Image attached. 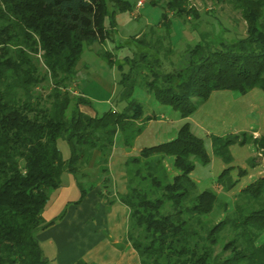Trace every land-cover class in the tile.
I'll return each mask as SVG.
<instances>
[{
	"label": "trees",
	"instance_id": "1",
	"mask_svg": "<svg viewBox=\"0 0 264 264\" xmlns=\"http://www.w3.org/2000/svg\"><path fill=\"white\" fill-rule=\"evenodd\" d=\"M160 1L150 4L162 8L161 20L138 41L151 48L152 57L160 52H153V45L173 39L175 22L169 12L185 23L199 18L188 0ZM224 1L241 12L246 36L216 44L198 33L199 40L185 48L187 65L174 70L168 69L166 57L152 59L136 47L134 56L124 59L129 72L119 82L116 102H124L123 109L98 116L85 113L81 107L91 101L73 95L69 87L78 79L85 46L106 44L117 16L134 12L137 4L0 0V264H53L38 235L67 213L68 207L50 222L43 216L66 174L75 177L80 191L71 205L81 204L100 186L99 197L108 206L119 201L128 208L126 242L139 264H264V173L241 186L251 174L230 165V146L247 144L246 133L240 141L239 135L212 137L215 155L230 165L215 190H200L192 177L195 160L207 166L211 159L188 122L175 137L129 157L121 182L110 168L119 140L132 148L146 124L157 119L155 114L145 117V106L134 98L136 89L182 118L193 115L215 91H264V0ZM161 31L166 37L159 41ZM147 37L159 39L149 43ZM113 51L102 54L110 66ZM59 139L69 145L68 159L58 149ZM251 140L264 159V133ZM223 193L233 197L225 200ZM217 210L224 215L215 221Z\"/></svg>",
	"mask_w": 264,
	"mask_h": 264
},
{
	"label": "rangeland",
	"instance_id": "2",
	"mask_svg": "<svg viewBox=\"0 0 264 264\" xmlns=\"http://www.w3.org/2000/svg\"><path fill=\"white\" fill-rule=\"evenodd\" d=\"M130 1L137 5L142 2V5L139 8L136 6V10L132 13L122 14L123 20L110 31L109 40L106 44L95 43L85 46L77 66L78 79L69 87L73 95H83L91 101V106L81 107L87 114L101 116L112 108L123 109L124 102H116L120 89L119 82L122 73L129 72V66L124 63V59L127 57L132 58L137 51L136 47L148 51L152 59L156 58L157 55L160 58L166 57L168 69L174 70L187 65L189 55L186 53L185 48L188 44H193L199 40L198 33L202 32L207 35V38L216 44L232 42L247 34V23L241 12L235 10L232 5L224 0H188V6L198 11L199 18L190 17L188 18L190 22L185 23L182 19H175L173 14L169 12L171 19L175 22L173 39L170 42L167 38H163L164 41L163 43L160 42L159 47L153 45V52H160H155L152 54L154 57H152L150 54L151 48L140 46L138 41L145 38L147 27L158 24L164 11L161 7L150 4V0ZM166 1L161 0L160 3ZM193 24L197 26L195 29L192 27ZM158 35L159 41L162 40L163 36L166 37V33L163 31L159 32ZM147 39L149 43L158 40L153 37H147ZM164 42L166 45H164ZM117 45L120 47L119 50L115 51V48H118ZM112 50L115 54L113 56V66H110L102 54ZM167 50H171L169 55H165ZM121 64H123L122 68L119 67ZM134 98L145 106V117L155 114L157 119L146 124L143 133L136 138L132 148H125L121 142L123 138L119 140L110 162V168L112 171L114 170L116 180L120 178L119 182H121L122 176L121 168L129 157L137 156L143 147L153 146L175 137L181 126L187 122L190 123L195 135L205 141L206 150L211 159L207 166L202 165L198 159L195 160L196 169L192 173V177L198 182L200 190H215L219 175L223 169L230 165L248 169L251 174L245 182L241 183V186L264 173L262 152L256 149L251 140L252 137H259L264 133L263 90L255 88L246 95L228 90L215 91L189 118H182L178 111L170 106L159 104L152 94L139 88L135 90ZM243 133H246L248 143L230 146L233 161L230 165H227L221 157L215 155L212 137L239 135L240 141ZM57 145L63 158L68 159L70 148L67 142L59 139ZM252 163L255 166L250 167ZM166 165L169 174L172 175L175 171L172 169L170 162L167 161ZM117 167L119 173L115 170L118 169ZM57 196L58 192L53 194L46 209L51 207ZM221 196L225 200L233 197L232 194L225 193ZM64 207V204L59 203L57 212L60 213ZM223 215L221 210H217L214 215L215 221L220 220Z\"/></svg>",
	"mask_w": 264,
	"mask_h": 264
},
{
	"label": "crops",
	"instance_id": "3",
	"mask_svg": "<svg viewBox=\"0 0 264 264\" xmlns=\"http://www.w3.org/2000/svg\"><path fill=\"white\" fill-rule=\"evenodd\" d=\"M116 20L119 24L122 14ZM64 182L56 201L43 216L50 222L66 207L67 213L38 235L45 255L53 264H77L80 260L87 264H139L136 252L126 242L128 208L119 201L108 206L99 197L100 186L90 191L81 204L71 205L79 199L80 191L74 176L66 174ZM59 203L65 205L60 213Z\"/></svg>",
	"mask_w": 264,
	"mask_h": 264
},
{
	"label": "built area",
	"instance_id": "4",
	"mask_svg": "<svg viewBox=\"0 0 264 264\" xmlns=\"http://www.w3.org/2000/svg\"><path fill=\"white\" fill-rule=\"evenodd\" d=\"M141 5H142V2H139L138 5H137V7L139 8Z\"/></svg>",
	"mask_w": 264,
	"mask_h": 264
}]
</instances>
